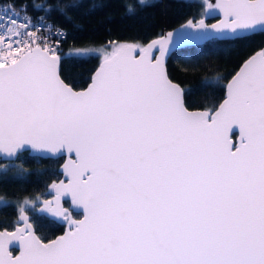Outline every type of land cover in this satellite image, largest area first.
Masks as SVG:
<instances>
[{
    "label": "snow or ice",
    "instance_id": "1",
    "mask_svg": "<svg viewBox=\"0 0 264 264\" xmlns=\"http://www.w3.org/2000/svg\"><path fill=\"white\" fill-rule=\"evenodd\" d=\"M26 11L9 5L0 15V155L67 151V182L49 186L55 195L39 211L68 229L42 240L28 215L40 197L25 198L15 230L0 231V264H264V48L244 60L214 109L189 111L164 70L178 43L264 31V0L208 3L179 35L147 45L108 41L63 54V29L53 43L38 34L46 17L33 22ZM217 11L221 19L207 23ZM97 55L86 89L61 78L65 57ZM62 197L83 219L71 218Z\"/></svg>",
    "mask_w": 264,
    "mask_h": 264
},
{
    "label": "trees",
    "instance_id": "2",
    "mask_svg": "<svg viewBox=\"0 0 264 264\" xmlns=\"http://www.w3.org/2000/svg\"><path fill=\"white\" fill-rule=\"evenodd\" d=\"M204 2L146 0L141 5L138 0H0V7L14 5L19 10L27 5L26 13L22 12L25 15L45 16L60 25L66 33L60 44L63 54L70 47H99L109 40L142 44L187 18L200 16ZM33 4L50 7L51 11L34 10ZM127 5H131L134 11L128 12ZM263 44L264 31L261 30L241 38L187 44L168 56L166 73L184 89L186 107L213 109L223 96L228 77L243 58ZM99 59L98 55L79 61L65 57L59 69L61 78L74 88L83 87ZM214 77H219L218 82L212 79ZM61 159L62 155L41 157L27 150L13 159H0V198L9 202L7 207H0V228H12L15 224L19 202L25 198L35 201L38 196L47 195L46 184L59 177L57 165ZM66 203L63 200V204ZM37 205L38 201L35 209L29 206L28 215L36 234L46 240L60 232L64 222L42 214ZM70 213L74 217L79 215L71 210Z\"/></svg>",
    "mask_w": 264,
    "mask_h": 264
},
{
    "label": "water",
    "instance_id": "3",
    "mask_svg": "<svg viewBox=\"0 0 264 264\" xmlns=\"http://www.w3.org/2000/svg\"><path fill=\"white\" fill-rule=\"evenodd\" d=\"M208 3H210V4H215V3H217V0H205V2H204V4H203V11H202V14H203V12H204V8H205L206 4H208ZM202 14H201V15H202ZM201 15L198 16V17L192 18V19H194V20H198V19H200ZM188 19H189V18L183 20L182 22H180V23H178V24H176V25H174V26H172V27H170V28H168V29L163 30L160 34L155 35V36H153V37L147 39L144 43L139 44V45H147L151 40L157 38V37L160 36V35H164V34H166V33L169 32V31H173V30H175V31L177 32V34L179 35V33H180V31H181V30H180V25H181V24H184ZM219 19H221V15L219 14L218 11H217V13H216L214 16H207V15H205V20H206V22L209 23V24H211V23H215V22H216L217 20H219ZM257 31H260V30H257ZM245 35H246V34H245ZM121 42L134 43V42H131V41H121ZM201 42H203V41H201ZM201 42H192V41H188V42H181V43H178V44H177L176 46H174V47L170 50V52L167 54V56H166V58H165V63H166V60H167L168 56H169V55L171 54V52H172L173 50H175L176 48L182 47V46L187 45V44H197V43H201ZM134 44H137V43H134ZM261 48H264V44H263L262 46L256 48V49H254V50H253L252 52H250L245 58L242 59V61L239 63V65H238L237 68L234 70V72H233V73L228 77V79L226 80V82H225V84H224L223 96H222V98L219 100V102L216 104L215 107H218L219 103L222 102V100H223L224 97H225V94H226V84H227L228 80H230L231 77H232L233 75H235L236 71L239 70V68H240L241 64L244 62V60H246L249 56L253 55L255 52L259 51ZM154 51H155V49H154ZM134 54H138V53H134ZM99 63H100V59L98 60V62H97V64H96V66L94 67V69L91 71L90 76H89V79H88V81L86 82V84H85L83 87H79V88H74V87H73L74 90L79 91V90H83V89H86V88H87L88 84L91 83V76H92V74L95 72L96 68L99 66ZM165 63H164V70H165V72H166ZM166 74H167V73H166ZM167 76H168V75H167ZM168 78H169L173 83H176V84L179 85L178 82H176L175 80L171 79L169 76H168ZM66 83H67V82H66ZM68 84H69V83H68ZM70 86H71V85H70ZM215 107H214V108H215ZM187 108H188L189 111L204 110V109H206V108H198V107H195V108H189V107H187ZM214 108H213V109H214ZM237 137H238V133H235L234 137H232V139H233L234 142H237ZM26 150H27L28 152H30L31 154L38 155V156H41V157H47V156H49V157H54V156L62 155V159H61V161H60V162L58 163V165H57V171L60 173V174H59V177H58L57 179H54V180L49 181V182L46 184L45 191H46L47 195L41 197L40 200L38 201L37 208H38V210H39V208H41V207L43 206V200H45V199H47V200H51V199H52V196L55 195L54 190L51 189L49 186H50L53 182L59 183L61 180H65V182H67L66 179H65V174L63 173V170H62V166H63V165L66 163V161L69 159V154L67 153L66 150H64L62 153H55V154H52V153L41 154V153H37V152H32L30 149H26ZM14 157H15V156H14ZM14 157H8V156H5V155H0V159H2V160H3V159H13ZM72 159H75L74 155L72 156ZM50 192H51V195H49ZM63 200H66V201H67L66 205L63 204ZM61 204H62V207H63V208L70 209L71 211H74V212H79V215H78V216H75V217L72 218V219H75V220H81V219H83L84 213H83L82 209H80V208H78L77 206L73 205L70 197H68V198H63V197H62V198H61ZM40 212H41V211H40ZM41 213L44 214V215H46V216H48V217H50V218H53V219H56V220H60V221L62 220V218H57V217H55V216L52 215V214H49V213H46V212H41ZM18 215H19V213L17 214V218H18ZM15 226H16V224H14V225L12 226V228L2 227V228H0V231H3V230H5V229H7L8 231H14V230H15ZM21 226H22V225H21ZM67 229H68V224H65L60 232L56 233L54 236H52L51 238L46 239V240H44V241L47 242L48 240L55 239L57 236L63 235ZM34 231H35V230H34ZM35 233H36V232H35ZM36 235H37V234H36ZM37 236H38V235H37ZM42 240H43V239H42ZM10 251L13 253V255H18V254H19V248H18V247H17V248H14V250H11V249H10Z\"/></svg>",
    "mask_w": 264,
    "mask_h": 264
},
{
    "label": "built area",
    "instance_id": "4",
    "mask_svg": "<svg viewBox=\"0 0 264 264\" xmlns=\"http://www.w3.org/2000/svg\"><path fill=\"white\" fill-rule=\"evenodd\" d=\"M5 7H6V6H1V7H0V15H5ZM20 15H21V17H23L25 14L21 12ZM29 17H30V16H29ZM38 17H41V16H39V15H37V16H33V17H32L33 22H35L36 19H37ZM46 21H47L46 24L41 23V24H38V25H37V27L40 29V31H39L38 34H40V35H51V37H52V42L55 43V40H56V37H55V35H54L55 27H59V28H61V29H63V28H62L60 25H58V24L52 23V22H51L49 19H47V18H46ZM49 25L54 26L53 29H52V33H48V32L46 31V28H47ZM63 31H64V29H63ZM61 40H62V38H61Z\"/></svg>",
    "mask_w": 264,
    "mask_h": 264
},
{
    "label": "rangeland",
    "instance_id": "5",
    "mask_svg": "<svg viewBox=\"0 0 264 264\" xmlns=\"http://www.w3.org/2000/svg\"><path fill=\"white\" fill-rule=\"evenodd\" d=\"M109 41H112V40H109ZM108 42V41H107ZM106 44V43H105ZM104 44V45H105ZM138 44V43H137ZM139 45V44H138ZM102 46V45H101ZM100 47V46H99ZM70 211V210H69ZM71 218H74V216L71 215ZM65 222V221H64ZM67 224V222H65Z\"/></svg>",
    "mask_w": 264,
    "mask_h": 264
},
{
    "label": "flooded vegetation",
    "instance_id": "6",
    "mask_svg": "<svg viewBox=\"0 0 264 264\" xmlns=\"http://www.w3.org/2000/svg\"><path fill=\"white\" fill-rule=\"evenodd\" d=\"M68 210H70V209H68ZM62 222H64V220H63V218H62V220H61ZM66 223L64 222V225H65Z\"/></svg>",
    "mask_w": 264,
    "mask_h": 264
}]
</instances>
